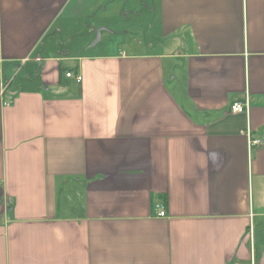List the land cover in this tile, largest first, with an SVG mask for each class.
Listing matches in <instances>:
<instances>
[{
  "label": "crops",
  "instance_id": "0c3cea01",
  "mask_svg": "<svg viewBox=\"0 0 264 264\" xmlns=\"http://www.w3.org/2000/svg\"><path fill=\"white\" fill-rule=\"evenodd\" d=\"M101 1L0 0V264H264V0H152L144 49L65 48Z\"/></svg>",
  "mask_w": 264,
  "mask_h": 264
},
{
  "label": "rangeland",
  "instance_id": "374dc122",
  "mask_svg": "<svg viewBox=\"0 0 264 264\" xmlns=\"http://www.w3.org/2000/svg\"><path fill=\"white\" fill-rule=\"evenodd\" d=\"M151 4L152 0H103L95 2L92 8L80 14L78 19L73 20L70 28L72 27L78 35L72 38L70 46L65 43L64 47L77 53H84L85 51L86 53H97L101 50L113 51L116 49L127 52L139 48L144 49L148 43H154L156 40L151 36L153 32L151 24L155 22L154 16L146 11V8H143ZM99 28L105 30L101 32L99 42L92 48L96 38L95 32ZM87 32L89 35H86ZM91 37L92 39L88 44ZM84 44L86 46H83ZM64 47L63 49H65ZM85 47H89V51H83ZM19 80V77L15 79L12 88L18 84Z\"/></svg>",
  "mask_w": 264,
  "mask_h": 264
},
{
  "label": "built area",
  "instance_id": "2783aa9c",
  "mask_svg": "<svg viewBox=\"0 0 264 264\" xmlns=\"http://www.w3.org/2000/svg\"><path fill=\"white\" fill-rule=\"evenodd\" d=\"M38 60V59H37ZM66 77L67 78H71L72 77V73L71 72H67L66 73ZM75 80L77 83H80L81 82V77L80 75H76L74 76ZM10 82L11 80L10 79H3V80H0V99H1V102H2V105L4 107H8L12 104V97L10 96H7L5 98V94H6V91L10 85ZM230 111L234 114H242V113H246L247 112V104H242V103H238V102H234L231 104L230 106ZM246 136H247V141H248V145L251 147V146H254V145H260V141L258 140H251L250 138V134H249V131L248 129L246 130ZM156 209H157V216L159 218H164L165 217V212H164V209L161 205H156L155 206Z\"/></svg>",
  "mask_w": 264,
  "mask_h": 264
},
{
  "label": "water",
  "instance_id": "95a60500",
  "mask_svg": "<svg viewBox=\"0 0 264 264\" xmlns=\"http://www.w3.org/2000/svg\"><path fill=\"white\" fill-rule=\"evenodd\" d=\"M102 30H103L102 28H99V29L96 30V38H95V41L93 42L92 45H95V44H97L99 42V40H100V34H101V31Z\"/></svg>",
  "mask_w": 264,
  "mask_h": 264
}]
</instances>
